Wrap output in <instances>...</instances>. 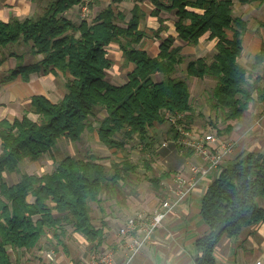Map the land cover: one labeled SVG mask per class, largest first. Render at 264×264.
<instances>
[{
	"label": "trees",
	"instance_id": "trees-1",
	"mask_svg": "<svg viewBox=\"0 0 264 264\" xmlns=\"http://www.w3.org/2000/svg\"><path fill=\"white\" fill-rule=\"evenodd\" d=\"M123 1L111 0L92 24L81 21L75 25L61 16L80 0H51L39 15L0 22V49L22 40L31 44L33 55L43 57L34 64L17 66L5 82L19 74L26 77L49 69L70 77L67 93L57 103L39 95L31 98L30 109L38 115L37 121L25 113L12 124L0 125V264H12L9 249L30 250L47 230L61 228V223L72 225L91 241L100 235L91 224L90 204L104 190L109 191V185L115 184L122 173L135 172L136 165L127 161L120 166L112 164L115 173L109 176L95 157L68 156L50 174L23 175L12 186L3 181V174L15 172L23 160L49 154L60 138L76 142L84 131L94 130L90 118L99 109L106 114L96 128L99 142L108 148L122 149L124 140H142L150 127L164 123L165 113L191 119L186 78L214 81L208 104L226 123L224 129L216 130L217 136L229 133L231 123L239 120L251 103L264 102L262 78L256 73L264 65V44L250 70L239 64L247 22L233 17L232 0H151L155 5L152 14L161 9L174 11L176 32L183 42L197 45L207 32L210 39L217 40L210 62L205 58L186 62L185 79L173 77L185 61L180 48L173 47L174 38H165L157 57L150 58L140 48L145 33L138 26L144 15L134 7L131 19L125 23L124 14L112 10V4ZM237 1L264 4V0ZM226 31L232 33L231 38ZM111 42L117 43L124 59L134 64L127 82L121 86L106 79L111 64L105 48ZM158 74L163 79L155 82L153 76ZM185 128L191 129L187 125ZM118 134L123 135V141L116 138ZM149 180L153 189L159 191L161 177L152 175ZM28 196H32V203ZM257 199H264V152L243 153L220 170L201 199L200 215L207 231L195 243V264H216L214 250L223 236L237 237L244 228L264 221V209L257 205ZM53 211L59 217H54Z\"/></svg>",
	"mask_w": 264,
	"mask_h": 264
},
{
	"label": "crops",
	"instance_id": "crops-1",
	"mask_svg": "<svg viewBox=\"0 0 264 264\" xmlns=\"http://www.w3.org/2000/svg\"><path fill=\"white\" fill-rule=\"evenodd\" d=\"M44 1L0 0V22L23 21L26 18L39 15L46 2L51 0ZM159 1L167 2L166 0ZM232 2L233 17L247 22V30L241 38L242 52L238 62L243 67L251 69L256 55L264 44V26H262L264 24V4L256 2L241 4L237 0H232ZM79 4L65 11L61 16L71 23L79 25L81 23ZM110 4L111 0H97L95 17ZM111 7L113 12L124 14L125 23L131 19L134 7L144 15L138 26L139 30L145 33L140 48L150 58L157 57L161 42L168 36L174 38L173 47L180 48L183 55H194L193 59L204 58L208 53H212L213 56L216 53L217 40L210 39L208 32L199 38L197 45L187 44L180 40L175 28L174 11L161 9L152 14L155 5L151 0H125L118 4H112ZM192 11L200 14L203 12L198 9H192ZM247 16L252 19L248 21ZM254 19L258 20L257 25L252 23L255 21ZM119 25L125 26L124 23H119ZM226 33L231 38L232 33L230 31H226ZM203 41H207L209 44L205 47L206 49L201 48ZM209 49H213V51L211 52ZM105 50L106 58L111 64L107 70L106 79L115 86L124 85L128 80V74L134 70V64L124 59L117 43L111 42ZM197 50L206 52L198 56ZM42 58V55L28 57V54L24 55L15 49L11 50V48L8 54L6 51L5 54L0 52V59H3L0 64V125L2 122L12 124L15 119H20L25 113L30 120L37 121L38 115L30 109L33 96H43L55 104L67 93V81L70 77L54 69H49L45 73H31L26 77L19 74L13 80L5 82L6 77L21 65V62L27 66L42 60ZM262 72H264V65H260L256 69V73L264 79ZM156 76L158 79L161 77L160 74ZM63 79L64 83L61 82ZM95 125L97 124H92L94 130L86 131H96ZM231 125L232 130L229 133L218 137L223 142L232 143L233 151L224 155L220 166L216 169L209 167L206 161L198 159L194 150L177 144L173 128L168 121L153 125L147 130L144 139H138L139 148L146 154L142 164H136L137 168L133 173H122L121 178L113 184L111 195L113 206L109 201V203L106 202L101 194L97 201L90 204V220L93 228L100 231L98 237L91 241L72 225L61 223V228L51 230V232L46 231L39 243L32 249H9L12 264H90L94 256L101 257L106 254L111 255L115 264L126 263L129 258L127 245L131 237H139L141 232L121 235L119 230L134 214L138 212L151 214L158 204L168 197L169 187H175L176 175H181L184 179L193 177L195 185L191 190V195L169 211L161 226L152 233L149 241L128 261V264H195V256L198 254L195 243L207 231L200 215L201 199L209 185L216 180L222 168L233 164L243 153L264 152V102L254 101L251 103L243 116L232 122ZM86 131L82 133L81 138L87 134ZM94 133L99 142L97 132ZM58 143L64 145V149L60 150L73 158L72 149L80 141L72 142L66 139L60 142L58 140L57 145ZM103 147L108 149L106 146ZM111 149L113 152L117 150L116 148ZM212 151H220L219 142L213 144ZM89 155L95 157L92 153ZM63 158L65 157L55 158L52 150L51 153L36 160H23L15 172L3 174V181L6 185L12 186L19 183L23 175L50 174L55 168L52 170L48 168L53 167L55 161L57 165ZM95 158L104 165L103 157ZM191 166H198L205 172L194 174L191 171ZM155 168L159 172L155 173L153 170ZM145 170L161 177L159 191L153 189L149 180L151 175H149L150 177L145 176V178L147 177L152 191L147 189L148 185L142 186L139 183L137 174L139 171L145 172ZM114 173L115 170L113 175ZM133 180L135 184L132 183L129 190L128 182H133ZM132 185H136V187ZM159 193L163 195L162 200ZM27 200L32 203V196H28ZM256 203L264 209V199H257ZM49 205L54 206L53 203H49ZM111 208L113 211L110 210ZM52 214L54 217H59L56 211H53ZM214 258L216 264H255L256 262L264 264V221L244 228L237 237L223 236L215 246Z\"/></svg>",
	"mask_w": 264,
	"mask_h": 264
},
{
	"label": "rangeland",
	"instance_id": "rangeland-1",
	"mask_svg": "<svg viewBox=\"0 0 264 264\" xmlns=\"http://www.w3.org/2000/svg\"><path fill=\"white\" fill-rule=\"evenodd\" d=\"M46 1L47 0H45L44 2H46ZM92 10H93L92 16L95 17V15L97 13V11H96L97 10V0L94 1ZM247 19L249 21L252 19V17L247 16ZM254 20L255 21H252V23H254V25H257L256 23L258 22V20L257 19H254ZM208 45L209 44L207 41H203L201 43V48H205ZM10 48H11V50L15 49L17 52H21L24 55L28 54V57L33 56L31 44L25 43L22 40L16 44L6 46V47H4V49L1 48L0 52L2 54L3 53L5 54V51H6L8 54ZM196 49H197V47H196ZM209 50L211 52L213 51V49H209ZM205 52H206L205 50H197L196 54L198 56H201ZM183 56L185 57V61L182 65H180L177 68L173 77H178V78H183V79L186 78V76H185V64L187 61L193 59V57H195V56L194 55L190 56L187 54H185ZM204 58L206 59L207 62H210L212 60V53H208L206 56H204ZM21 66H24L22 62H21ZM248 70H250V69H248ZM262 75H264V72H262ZM153 79H154V81H160L163 79V77L161 76L158 79V76L155 75V76H153ZM186 79H187V83H188L189 89H190V104L192 107V115H191L192 117H191V119H188L185 116V125L190 126L191 128H195V130H197L198 132H203V134H212V133L214 134V133H216L217 129H219V130L224 129L226 126V123H223L218 118V113H216V111L213 110L210 107V105L208 104V97L210 96V93L214 87V84H215L214 81L211 79H208V78H204L201 80L194 79V78H189V79L186 78ZM61 82L64 83V79L61 80ZM260 86L262 88H264V79L261 80ZM105 115H106L105 112L103 110L99 109L98 111H96V114L90 118V122L92 124L96 123L97 125H99V121L102 118H104ZM97 125H95L96 128L98 127ZM86 132H87V134H85V136L83 138H80V140H79L80 143L78 145L76 144L75 148L72 149L73 158L87 159V158L91 157L89 155V153L94 154L95 157H98V158L103 157L105 159V161L103 163L105 165V169H106L107 173L109 174V176H111L112 173L114 172V167H113V169L111 168V165L113 163L117 164L119 166L124 161L129 162L131 165H136L138 163L142 164V160L144 159V157H146L145 156L146 154L141 150V148H139L138 138H134L132 140H124L123 135L118 134L116 136V138L119 141L124 140V146L122 149H117L115 152H113V149H111V148L107 149V148L103 147L104 145H102L101 143H99L96 140V135L94 133L96 131H93V132L86 131ZM175 135H176L175 136V142H177V140H181V139H179L180 134L179 135L175 134ZM63 140H66V138H60L59 142L63 141ZM58 145L56 144L55 148L53 149V156L55 158H58V156H63V157L70 156L69 154L64 153L62 150H60L61 148L64 149L63 144L58 143ZM65 154H67V155H65ZM55 166H56V161H55V164L53 165V167H49L48 169L52 170V168L54 169ZM153 170L155 173L159 172V171H157V168H155ZM142 172L139 171V173L137 174L138 178H139V180H138L139 183L142 184V186L145 184L148 185L147 189H150V191H152L153 189L149 185V182L147 181V177H150L149 175L152 176L153 172L148 173L146 170H145V172H143V173ZM145 176H147V177L145 178ZM134 182H135L134 180H133V182L132 181L128 182L130 184L129 188H128L129 190L131 189V187H130L131 184ZM136 185H132V186L136 187ZM126 192H127V190H126ZM112 193H113V185L110 184L109 185V191L104 190L101 193V197H104V200L106 202L109 201L110 204L113 206V197H111ZM159 194H160V199L162 200L163 195H162V193H159ZM110 210L113 211V208H111ZM144 213H146V212H144ZM47 231L51 232V230H47Z\"/></svg>",
	"mask_w": 264,
	"mask_h": 264
},
{
	"label": "built area",
	"instance_id": "built-area-1",
	"mask_svg": "<svg viewBox=\"0 0 264 264\" xmlns=\"http://www.w3.org/2000/svg\"><path fill=\"white\" fill-rule=\"evenodd\" d=\"M95 0H81L79 4V16L81 21L88 24L93 23L92 7ZM166 121L173 127L174 131L179 135L181 140H177V144L183 145L194 150V154L198 159L206 161L211 168H218L220 161L225 154L233 151V144L223 142L215 134H203L195 128H185V116L182 114H167L165 113ZM220 143V151H212L213 144ZM191 171L194 174L205 171L198 166H191ZM175 187L170 186L168 197L162 200L151 214L138 212L129 217L123 227L119 230L121 235L141 232L139 237H131L127 247L129 250L128 261L134 257L150 239L152 233L161 226L163 220L167 217L169 211L177 207L191 195L195 183L193 177L184 179L181 175H176L174 179ZM128 261L124 264H128ZM90 264H115L110 254L101 257L94 256ZM255 264H261L256 262Z\"/></svg>",
	"mask_w": 264,
	"mask_h": 264
}]
</instances>
